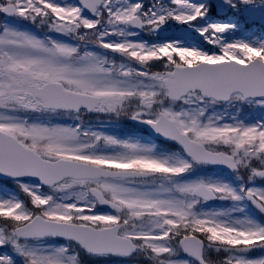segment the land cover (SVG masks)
<instances>
[{
	"label": "snow or ice",
	"instance_id": "6c2138e0",
	"mask_svg": "<svg viewBox=\"0 0 264 264\" xmlns=\"http://www.w3.org/2000/svg\"><path fill=\"white\" fill-rule=\"evenodd\" d=\"M241 13L264 0H0V264H264Z\"/></svg>",
	"mask_w": 264,
	"mask_h": 264
},
{
	"label": "rangeland",
	"instance_id": "374dc122",
	"mask_svg": "<svg viewBox=\"0 0 264 264\" xmlns=\"http://www.w3.org/2000/svg\"><path fill=\"white\" fill-rule=\"evenodd\" d=\"M231 18H233V17H231ZM231 18H229V19H231ZM108 130H109V131H111V130H112V128H111V130H110V128H108Z\"/></svg>",
	"mask_w": 264,
	"mask_h": 264
}]
</instances>
